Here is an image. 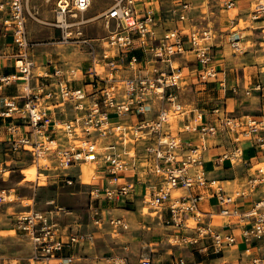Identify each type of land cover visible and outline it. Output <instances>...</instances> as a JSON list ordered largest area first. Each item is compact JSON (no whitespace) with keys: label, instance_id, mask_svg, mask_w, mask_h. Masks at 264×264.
Returning <instances> with one entry per match:
<instances>
[{"label":"built area","instance_id":"1","mask_svg":"<svg viewBox=\"0 0 264 264\" xmlns=\"http://www.w3.org/2000/svg\"><path fill=\"white\" fill-rule=\"evenodd\" d=\"M92 2L54 0L53 25L61 32L57 44L90 47L89 65L80 69L82 82L77 84L75 72L52 59L42 65L34 60L24 0H0V22L12 38L3 59L15 70L3 74L0 68V93L13 84L20 86L19 96H0V119L10 121L5 126L7 138L0 141V175L9 170L8 163H22L31 156L34 163L46 161L38 166L52 171L64 185H73L77 179L81 182V165L94 163L87 214L98 230L106 224L111 235L129 230L130 221L115 211L128 210L139 198L142 216L173 230L172 246L190 244L198 252L220 254L241 241L246 245L244 254L250 256L248 264H264V257L252 250L256 243L264 248V198L243 211L237 203L239 197H249L264 184L262 167H252V173L229 193L220 180L208 177L203 158L210 142L223 134L229 142L218 156L220 163L248 165L242 147L245 142L264 155V119L230 117L218 105L206 113L180 98L187 82L181 69L175 70L173 59L189 53L197 63L196 79L215 81L224 91L239 90L235 83L227 86L224 70L214 63L211 31L193 30L187 47L178 29L157 35L161 22L159 9L153 6L157 0H110L99 15L108 31L95 39L102 46L99 51L84 35L89 22L84 15ZM225 4L230 8L235 1ZM189 10V3L181 6L180 20H188ZM249 16L264 35V0H251ZM231 47L243 52L238 40ZM251 91L264 96V85L257 82L245 88V94ZM184 132L198 133L199 140L184 141L180 136ZM72 167L79 169L77 176L69 173ZM5 193L0 191V199ZM208 199L215 204L210 205ZM202 201L207 208L201 206ZM49 203L53 208H31L14 218L13 230L26 237L31 247L25 264H72L81 257L76 249L94 243V232L62 224L59 216L71 215V210L55 200ZM222 217L237 220L240 231L217 230L214 221ZM18 261L0 256V264ZM139 264L164 263L145 257ZM167 264L204 263L176 257Z\"/></svg>","mask_w":264,"mask_h":264},{"label":"rangeland","instance_id":"2","mask_svg":"<svg viewBox=\"0 0 264 264\" xmlns=\"http://www.w3.org/2000/svg\"><path fill=\"white\" fill-rule=\"evenodd\" d=\"M25 1L29 11L26 32L33 45L30 52L34 60L38 65H42L46 64L47 58L52 59L62 68L75 72L77 79L75 83L81 84L80 69L89 65L90 47L83 44H57L61 32L53 25L54 0ZM235 1L234 6L228 8L225 4L226 0H157L153 6L158 7L161 22L156 32L161 37L167 30L178 29L188 47V40L193 30H210L214 63L226 70L229 78L234 80V83L239 87L237 93L226 90L217 94L213 83L205 82L206 85L196 88L203 82L193 79L188 81L185 89L180 92L183 103H197V98L205 96L206 104L203 108L207 109L216 104L221 108L223 107L225 115L230 117L253 116L257 119H264L260 118L261 115H264V100L258 95V91H251L249 95L245 94V88H250L253 83L259 82L264 85V72L261 71L264 35L259 29L252 28V26L256 27L257 23L250 20V0ZM109 3L110 0H93L90 9L84 15V18L89 20L84 28V35L92 39V44L99 51L102 46L95 39L108 34L99 15ZM184 3L190 5V10L187 13L189 18L186 21L179 18L180 8ZM110 29H113L112 25ZM5 33L0 22V65H2L1 58L8 54V47L11 49L10 46L12 45L9 32L6 35ZM4 40H6V44H4ZM235 40H238L243 52L233 51L231 43ZM148 56L151 57L150 54ZM173 60L176 65L175 70L182 68L181 66H185V64L189 66L196 64L190 53L187 54V58L176 55ZM188 74L189 69L184 68L182 76ZM200 90L207 93L197 97L196 92ZM218 95H220L218 99H213ZM199 107L202 108V105ZM44 163H46L44 160L40 161L39 164L34 163L32 157L27 156L22 163H8L9 170L0 175V191L6 190L4 199H0V256L19 259L17 264H25V258L30 255L31 247L26 237L15 233L13 230L14 218L18 213L28 211L31 208L36 210L51 209L53 205L49 201L54 199H57L59 206L73 212L71 215L61 214L59 216L61 222L64 219L63 222L67 225L73 219L78 218L83 225L90 224L95 240L93 245H85L84 248L87 250L85 255L92 253L95 264H139L140 259L145 257L156 262L165 261L170 256L165 254L166 247L170 246L166 240L167 237L164 235L156 236V233L161 231L159 228L147 229V226L156 225L157 221L151 222L148 216L140 214L141 203L139 198L134 200V204L126 207L130 210L125 216L130 221V229L117 235H111L108 224L104 225L102 230H98L89 222L87 198L91 185L87 184L89 174L84 175L83 167H81L80 173L81 182L77 179L73 185H64L53 172L49 177L41 174L40 177L45 178L43 182L36 180L35 166L38 168V165L41 166ZM262 164L264 166V163ZM262 164L256 166L263 168ZM205 168H210V165H206ZM38 171L41 173L48 172L42 168H38ZM79 172L77 167L69 169V173L74 176H77ZM100 174L101 171L98 172V176ZM11 189L13 190L11 191ZM144 225L146 227H143ZM243 246L241 245L239 248L242 249ZM174 247V249L179 250L180 246ZM180 251H185V249H180ZM209 258H213L212 255ZM207 262L218 264L216 261Z\"/></svg>","mask_w":264,"mask_h":264},{"label":"crops","instance_id":"3","mask_svg":"<svg viewBox=\"0 0 264 264\" xmlns=\"http://www.w3.org/2000/svg\"><path fill=\"white\" fill-rule=\"evenodd\" d=\"M250 2H251V0H250ZM25 4H26V1H25ZM252 28H256V27L252 26ZM5 42H6V40H4V44H6ZM190 56L192 58L194 57V55L192 53H190ZM181 57L187 58V55L184 57L183 56H181ZM1 59H2V65H0L1 73H3V74H14L15 70L10 68L7 65V62L3 59V57ZM194 63H196L195 57H194ZM173 65H175V64H173ZM181 67H182V68H180L181 72L183 71L184 68L189 69V74L187 76H184L186 79V82L191 81L193 79H196L193 71L197 67V63L195 64V66H189L188 64H185V66H181ZM220 68L223 69L222 67H220ZM224 73H225L226 80H227V86L229 87L230 85L234 84V80H231L229 78V74L227 73L226 70H224ZM208 83H213L215 85L214 88L217 90V94H220L221 91H224L219 87V85L215 81H208ZM204 85H206V84L202 83V84L196 86V88H199L200 86H204ZM252 85L250 86V88L252 87ZM196 93H197L196 94L197 97H199V95H201V94L205 95V93H207V92L200 90L199 92H196ZM258 93H259L258 95L261 97V99L264 100V96L261 95V93L259 91H258ZM2 94L3 95L4 94L9 95V96H19L20 95V86L16 85V84L8 86L2 93H0V96ZM219 96L220 95H218L216 98H213V99H218ZM205 98H206L205 96L202 98H197V100H196L197 103L193 102V103H188V104H195L197 106L202 105V109L207 113L216 104L209 106V108H207V109L203 108V106L206 104V102L204 101ZM19 101H21V100H19ZM222 110L225 112L223 107H222ZM57 113H59L58 110H57ZM207 117H209V115H207ZM260 118H264V115H261ZM9 122H10L9 120H1L0 119V141L5 140L7 138L5 126ZM180 136L184 141H188V142L191 141L193 143H196L199 140V134L198 133L184 132V133H181ZM227 142H229V137L227 135H225V134L219 135L218 138H216L214 141L210 142L212 145L207 151L204 152L203 158L205 161L204 167L206 165H210V168H205V170L208 172V177L212 178V179L220 180L222 182L223 186L225 187L226 191L230 193V192L234 191V189H236V187L238 185L241 184L242 180L244 178H246L247 175L252 173V171H253L252 167H256V165H258L259 163H264V155L257 148L253 147L252 144H250L249 142H245V143H243V146H242L244 158L247 159L250 163L248 165L239 164L237 166L230 167V165L227 161H224L221 163L218 161V156L224 150V146H225V144H227ZM0 145H3V143H0ZM249 165H251V166H249ZM38 168H40V167L38 166ZM38 168H37V166H35L36 173H37L36 174L37 176L35 177L36 180H39V177L41 174H44L46 177L51 176L52 171L41 173L38 171ZM54 182H56V181H54ZM12 190L13 189H11V191ZM11 195L15 196L14 194H11ZM259 198H264V184L263 183H260L258 190L255 193L251 194L249 197H239L237 199V203H238L240 209L243 211V210L249 209L253 205V203ZM55 201H56V204L59 205V203L57 202V199ZM207 202H209L210 205L215 204L214 199H208ZM205 205H206V201H202L201 206H204V208H207V206H205ZM211 210H216V209L214 206H212ZM115 212H116V214L122 215L125 217L129 213V210H117ZM143 220H146V219H143ZM63 221H65V220L62 219V224L66 225V224H64ZM79 222H80L79 219L75 218V219H73L72 222H70L67 225L72 230H76L79 227L80 230H82V231H92L90 229L91 228L90 224L83 225V223L81 221L80 223H82V225L78 226ZM148 222H150V221H148ZM151 222H152V220H151ZM214 224L216 226V229L223 232V233L224 232L238 233L240 231V228H241L239 225V222L237 220H229L227 217L215 219ZM151 228L153 230L158 229V228L161 231L163 230L164 232H161V231H160V233L157 232L156 236L164 235L165 237H167L166 240L169 243V239H170V236L173 234V230H171L168 227H161L158 224L151 226ZM241 245H244L242 249L239 248ZM174 248L175 247L172 246L171 244L169 247H166L165 254L170 255V256L168 258H166L165 261H162L164 264L169 263L173 258H176V257H183V258L187 259L188 261H198V262L202 261L204 264H210L207 261H212V262L216 261V262H218V264H222L223 261H228L229 264H248L249 260H250V256H246L243 252L244 249L246 248V245L244 243H242L241 241H239L236 245H234L232 247L224 249V251L220 254H205L202 252H198L195 249V247L193 245H190V244L180 245L179 250L174 249ZM180 249H185V251H180ZM252 250L254 253L258 254L259 256L264 257V248H262L259 245V243L254 244ZM76 252H78V255H80L81 257L79 259L75 260L72 264H95V260H93V258H92V256H93L92 253H90V254L88 253V255H85V254H87L86 248H84V247L80 248V249L78 248V249H76ZM210 255H212L213 258H209Z\"/></svg>","mask_w":264,"mask_h":264},{"label":"bare ground","instance_id":"4","mask_svg":"<svg viewBox=\"0 0 264 264\" xmlns=\"http://www.w3.org/2000/svg\"><path fill=\"white\" fill-rule=\"evenodd\" d=\"M175 67V65H173ZM40 161H42V159H40ZM263 166V164H262ZM81 167H83V171H84V175L85 174H89V178H87V184H91L92 182V178L94 177L95 175V164L94 163H83L81 165ZM263 171H264V166H263ZM39 180L41 182H43L45 180L44 177H39Z\"/></svg>","mask_w":264,"mask_h":264}]
</instances>
